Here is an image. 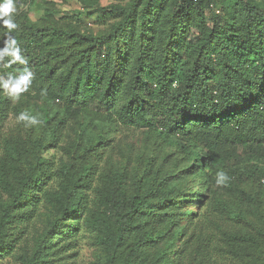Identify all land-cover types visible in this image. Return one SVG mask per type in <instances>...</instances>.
Listing matches in <instances>:
<instances>
[{"label": "rangeland", "instance_id": "obj_1", "mask_svg": "<svg viewBox=\"0 0 264 264\" xmlns=\"http://www.w3.org/2000/svg\"><path fill=\"white\" fill-rule=\"evenodd\" d=\"M129 1L15 0L14 19L18 26L26 23L97 36L113 22L111 18L101 21L100 8ZM228 1L217 0L207 16L226 13ZM5 33L6 29L0 27V47ZM198 34L197 29L190 31V37L197 38ZM69 60L63 62L64 68ZM36 67L40 72L45 63L36 61ZM9 72L19 74L18 69L0 65V76L6 77ZM51 83V79L42 77L18 101L0 89V177L13 181L15 173L23 174L34 163L31 139L41 141L36 151L39 170L45 173L30 193L33 202L25 201L31 218L18 217L8 229L11 250L0 252V264H23L24 256L34 254L40 237L57 215L51 193L62 190L66 178L61 169L73 160L71 151L76 147L86 154L84 186L78 188L82 195L80 209L70 216L73 223H79L61 235L55 229L50 235L55 245L42 250L39 263L108 264L104 239L107 227H116L110 209L113 176L122 172L128 193H135L134 181L142 175L144 180L152 179L150 184H157L153 195L169 196L164 203L161 198L155 199L160 205L157 216L133 217L141 225L148 220L145 229L157 235L154 242L142 248V264H264V158L260 142L232 132L220 137L207 134L197 143L193 135L182 136L164 127L168 110L161 105L152 104L150 108L153 128L139 126L128 122L112 104L99 100L87 105L67 104L55 98ZM126 99L127 95L122 97L118 106L125 105ZM25 110L39 114L40 123L25 127L18 122L16 117ZM101 136L103 141L90 150ZM221 170L229 179L217 185L216 173ZM159 179L165 183L160 184ZM9 198L0 181V202ZM62 223L65 226L69 220ZM143 226L130 233L128 248L140 238Z\"/></svg>", "mask_w": 264, "mask_h": 264}, {"label": "trees", "instance_id": "obj_2", "mask_svg": "<svg viewBox=\"0 0 264 264\" xmlns=\"http://www.w3.org/2000/svg\"><path fill=\"white\" fill-rule=\"evenodd\" d=\"M216 1L130 0L104 6L99 18H111L113 22L97 36L25 23L14 36L28 64L16 63L11 68L20 71L27 66L34 73L32 84L42 77L51 79L53 95L67 104L87 105L99 100L112 104L128 122L139 126L153 128L150 108L152 104L161 105L168 110L166 129L182 136L193 135L197 143L207 134L220 137L236 132L241 138L260 142L264 158V2L230 0L226 13L207 16ZM192 29L199 31L197 38L190 37ZM69 57L64 68L62 64ZM36 61L45 63L40 72ZM125 95L126 103L119 107ZM103 139L99 137L90 150ZM31 144L35 160L29 169L15 173L13 181L0 177L10 195L0 202V252L11 250L8 229L14 219L31 218L25 201L33 202L30 193L45 175L39 170L36 151L41 141L31 139ZM71 153L73 160L61 169L66 178L63 188L51 193L57 215L40 237L34 254L23 257V264H41L42 250L55 245L50 240L53 231L60 230L61 235L79 223H73L70 216L80 209L82 195L78 188L84 186L86 154L79 153L78 147ZM124 177L122 172L113 176L110 209L116 227H107L103 242L108 264H142V248L154 242L157 235L145 229L148 220L143 226L133 217L157 216L160 205L155 199L161 198L164 203L169 196L164 190V197L153 195L157 184H150L152 179L144 180L142 175L134 181L135 193H128ZM158 182L164 184L165 180ZM63 219L69 220L65 226ZM141 226L144 232L128 248L130 233Z\"/></svg>", "mask_w": 264, "mask_h": 264}, {"label": "clouds", "instance_id": "obj_3", "mask_svg": "<svg viewBox=\"0 0 264 264\" xmlns=\"http://www.w3.org/2000/svg\"><path fill=\"white\" fill-rule=\"evenodd\" d=\"M15 0H0V27L6 29V38L3 41V47H0V65L3 68H10L12 64L27 65L28 61L23 54V49L13 33L18 29V24L14 19L16 13ZM5 57L10 59L5 60ZM34 73L26 66L19 71L18 75L12 72L7 73L5 76H0V89L12 98L18 101L22 94L29 91ZM42 95L45 93L42 92ZM38 115H31L27 110L22 111L16 117L18 122H23L25 127L38 125L40 120ZM229 177L226 172L218 171L216 173L217 185H224Z\"/></svg>", "mask_w": 264, "mask_h": 264}]
</instances>
